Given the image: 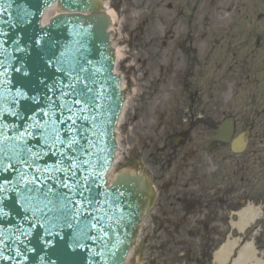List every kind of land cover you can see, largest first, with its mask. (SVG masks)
<instances>
[{"label":"rangeland","instance_id":"1","mask_svg":"<svg viewBox=\"0 0 264 264\" xmlns=\"http://www.w3.org/2000/svg\"><path fill=\"white\" fill-rule=\"evenodd\" d=\"M105 1L129 94L112 175L146 173L159 193L128 264H217L249 205L264 262V0ZM230 116L252 132L239 156L209 150Z\"/></svg>","mask_w":264,"mask_h":264},{"label":"water","instance_id":"2","mask_svg":"<svg viewBox=\"0 0 264 264\" xmlns=\"http://www.w3.org/2000/svg\"><path fill=\"white\" fill-rule=\"evenodd\" d=\"M104 4L103 0H0V113L6 115L20 108L19 103L15 108L12 106V98L21 91L17 68L29 71L34 82L39 79L51 84L55 80L67 88L68 81L73 80L76 87L90 86L97 98L96 108L91 113L96 117L95 127L89 125V134L96 144L91 157L97 161L93 171L97 183L110 194L108 202L97 213L106 216L105 223L110 227L101 231L98 224L90 233L94 239L83 240L79 249L71 246V238L66 235L68 229H54L60 235L45 237L47 246L41 251L34 233L21 217L16 216L14 223H0V264H70L72 261L75 264H126L137 245L143 219L154 205L156 192L145 175L121 171L113 182L109 180L127 91L117 71L111 20ZM54 5L59 13L42 24L46 12ZM57 96L58 92L52 98ZM2 122L5 127L0 143L10 142L16 133L10 131L7 120ZM234 134L235 123L227 119L212 140L230 143ZM248 137L249 133L237 137L232 142V151L244 152ZM45 159L47 163L41 161V164L50 166L55 158ZM3 186L10 185L0 184ZM78 228L79 225L74 224L71 231ZM97 233L102 239L95 238Z\"/></svg>","mask_w":264,"mask_h":264},{"label":"snow or ice","instance_id":"3","mask_svg":"<svg viewBox=\"0 0 264 264\" xmlns=\"http://www.w3.org/2000/svg\"><path fill=\"white\" fill-rule=\"evenodd\" d=\"M15 72L20 76L21 91L12 98V106L19 103L20 108L6 115L0 113V135L3 120L16 133L10 142L0 143V184L10 185L0 187V223H14L16 216L21 217L41 251L47 246L45 237L60 235L54 229H68L71 246L79 249L83 240L94 239L90 233L98 224L101 231L110 227L106 216L97 214L110 194L97 183L93 171L97 161L91 158L96 144L89 125L95 127L96 117L91 113L97 98L90 86L76 87L73 80L64 88L55 80L51 84L39 79L34 82L31 73L20 68ZM53 157L50 166L41 164ZM5 160L10 162L5 164ZM74 224L79 225L77 231H71ZM95 238L102 239L99 233Z\"/></svg>","mask_w":264,"mask_h":264},{"label":"bare ground","instance_id":"4","mask_svg":"<svg viewBox=\"0 0 264 264\" xmlns=\"http://www.w3.org/2000/svg\"><path fill=\"white\" fill-rule=\"evenodd\" d=\"M107 4H105L107 6L106 7V12H107L106 15H108L111 18L112 23H113V19H114L113 11L110 9L109 5H107ZM57 12H58L57 6L54 5L51 9H49L46 12V17H45L46 19H43L42 24H46L49 21L50 17L56 15ZM116 54H117V60H119V56H118L119 54H118L117 49H116ZM128 101H129V99H128ZM127 104H128V102L124 106L125 110H126ZM125 110H124L123 114L125 113ZM123 116L124 115H121V117H120L119 125H121V123L123 122ZM116 160H117L116 162H118L119 152L117 154ZM261 213H262L261 208H256V207L250 206L245 211H243L242 213L239 214V221L237 223H235L234 226L236 228H238L239 230L243 231L246 227L249 226V224L254 223L258 218L260 219V217H262V215H263ZM236 244H237V241H234V242H228V243H226V245L222 246V248L218 252L215 253L216 261L222 262V263L227 262L228 258L231 256ZM132 255H133V252L130 254V257H132ZM241 256H242V259L239 261H236L233 264H244V262L248 261V259H250L253 264L261 263V261L255 257V251L253 250L252 245H250V244H249V246H247L246 248L243 249Z\"/></svg>","mask_w":264,"mask_h":264},{"label":"flooded vegetation","instance_id":"5","mask_svg":"<svg viewBox=\"0 0 264 264\" xmlns=\"http://www.w3.org/2000/svg\"><path fill=\"white\" fill-rule=\"evenodd\" d=\"M188 157H191L188 155ZM192 159V158H191ZM165 192H169V189H165ZM158 197H159V193H158ZM211 199V198H210ZM244 209L240 210V212H242ZM239 213L236 211L234 212V215L237 217V220H239ZM186 223L184 221H182V224H181V227L185 226ZM247 231V230H246ZM246 231L243 233H239V246H237L236 248V251H235V258L238 256L239 252H241V250L244 248L243 245H245L246 243L250 242L251 240L255 239V237L257 236V231H258V228L257 227H254L253 231H251L249 234L246 233ZM239 232V230H238ZM174 235H176L177 237L180 236L179 233H173ZM250 240V241H249Z\"/></svg>","mask_w":264,"mask_h":264}]
</instances>
